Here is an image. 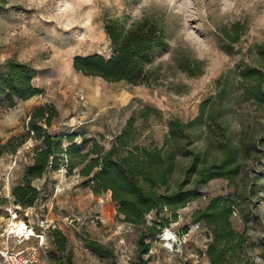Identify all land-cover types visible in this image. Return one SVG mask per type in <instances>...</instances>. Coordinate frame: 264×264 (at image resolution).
<instances>
[{
    "label": "rangeland",
    "instance_id": "1",
    "mask_svg": "<svg viewBox=\"0 0 264 264\" xmlns=\"http://www.w3.org/2000/svg\"><path fill=\"white\" fill-rule=\"evenodd\" d=\"M143 17L157 21L166 35V45L145 65L148 84L107 82L73 69L77 56L110 54L106 19L129 25ZM10 58L33 69L41 92L0 106V223L41 147L28 122L42 105L53 111L49 127L38 122L50 135L75 133L76 142L85 135L106 149L133 117L132 145L173 156L171 189L184 180L195 156L199 165L209 164L242 145L246 153L238 159L246 181L258 176L263 183L264 103L246 98L245 89L258 78L241 72L264 71V0H0V65ZM201 111L200 122L170 135L171 120L188 123ZM18 138L24 140L20 145ZM77 170L69 171L63 159L31 181L39 191L31 206L55 224L36 264H209L211 239L192 213L212 197L235 201L232 223L245 238L241 264H264V191L237 194L223 178L194 185L193 176L183 186L191 191L189 202L175 214L163 208L152 234L145 229L154 213L141 226L124 222L110 192L93 194ZM144 233L148 252L140 256ZM93 242L101 252L90 247Z\"/></svg>",
    "mask_w": 264,
    "mask_h": 264
},
{
    "label": "trees",
    "instance_id": "2",
    "mask_svg": "<svg viewBox=\"0 0 264 264\" xmlns=\"http://www.w3.org/2000/svg\"><path fill=\"white\" fill-rule=\"evenodd\" d=\"M103 30L110 42V54L105 57L99 53L77 56L72 61L76 72L86 76L99 77L107 82L124 81L131 85H144L149 82V71L145 65L152 59L155 50L166 45L165 29L157 21L143 17L129 25L118 19L108 18ZM244 77L255 76L257 83L244 91L247 99L264 103V71L243 69ZM258 76V77H257ZM34 71L15 59H7L0 65V106L13 107L18 101L27 100L41 92L33 84ZM52 109L47 105L34 108L28 122L33 139L39 140L41 147L27 167L23 183L16 186L12 194L14 203L22 207L31 206L39 191L31 185L35 178H41L48 168L55 169L66 159L69 171L77 168L82 185L95 195L110 192L111 200L117 205V212L123 221L133 226H141L149 213H154L153 223L145 229L154 234L156 223L163 208L175 212L183 208L190 200L191 191L184 189V183L194 176V185L205 183L212 178H223L229 185L235 186L237 194H254L264 191L263 183L255 176L247 182L238 159L240 153H246V146L228 149L218 160L206 161L199 165L198 157L185 171L184 180L176 189H171L169 171L173 168V156L162 149L149 150L132 145L134 118L128 119L112 145L106 149L96 138L76 134L50 135L49 127ZM203 111L193 121L169 122L170 135H176L184 127L201 121ZM43 122L45 127L39 125ZM65 139L66 145H63ZM18 145L23 138H18ZM264 174V172H263ZM264 179V175L262 177ZM239 181V183H238ZM241 189V190H240ZM235 201L230 198L212 197L205 205L192 213V221L201 223L208 230L211 241L205 254L209 264H241L244 254V231L237 232L232 223L235 214ZM57 236L56 231H53ZM146 234L139 237L140 256L147 254L148 244L144 243ZM55 245L61 248L59 240ZM90 247L101 252L97 243Z\"/></svg>",
    "mask_w": 264,
    "mask_h": 264
},
{
    "label": "built area",
    "instance_id": "3",
    "mask_svg": "<svg viewBox=\"0 0 264 264\" xmlns=\"http://www.w3.org/2000/svg\"><path fill=\"white\" fill-rule=\"evenodd\" d=\"M38 207L11 203L4 208L5 222L0 223V264H36L40 250H48V233L55 229V224L46 217H38ZM29 215H35L36 220H30Z\"/></svg>",
    "mask_w": 264,
    "mask_h": 264
},
{
    "label": "bare ground",
    "instance_id": "4",
    "mask_svg": "<svg viewBox=\"0 0 264 264\" xmlns=\"http://www.w3.org/2000/svg\"><path fill=\"white\" fill-rule=\"evenodd\" d=\"M170 235V233L169 232H166V237H168Z\"/></svg>",
    "mask_w": 264,
    "mask_h": 264
}]
</instances>
